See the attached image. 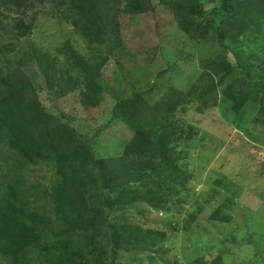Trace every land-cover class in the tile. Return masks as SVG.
<instances>
[{
    "label": "rangeland",
    "instance_id": "obj_1",
    "mask_svg": "<svg viewBox=\"0 0 264 264\" xmlns=\"http://www.w3.org/2000/svg\"><path fill=\"white\" fill-rule=\"evenodd\" d=\"M131 1L83 0L84 13H77L70 0H21L17 6L0 7V48H13L12 53L1 51L0 72H6L3 61L10 60L13 68L19 61L42 110L57 127L68 128L74 144L88 148L97 162L116 159L132 139L122 120L142 116L125 102L135 96L151 109L142 113L158 120L161 132L163 126L166 132L174 131L179 140L171 148L174 157H180L182 176L174 181L166 174L159 180L169 187L165 209L99 205L98 234L84 232L74 263L264 264V94L237 115L222 95L233 82L253 97L264 87V49L234 56L228 51L233 45L229 36L227 49L218 42L217 30L224 34L228 29L225 20L192 23L176 17L159 0H150L146 11L138 8L144 0L134 8ZM222 2L199 0L205 12ZM256 39L264 47V27L256 31ZM67 49L95 67L93 77L74 66ZM216 54L233 68L216 91L215 103L169 107L171 91L179 94L208 83L200 75ZM92 79L101 89L99 97L86 92ZM117 105L122 106L118 111ZM148 122L143 127L151 126ZM5 166L0 156V179L7 176ZM22 173L26 187L38 186L39 192L58 181L51 165H29ZM30 203L37 205L34 199ZM216 210L225 222L210 220ZM49 218L55 228L53 213ZM109 224L123 233L152 230L167 238L155 251L142 245L138 249L133 242L130 251L124 250L126 243L114 250ZM5 263L0 256V264Z\"/></svg>",
    "mask_w": 264,
    "mask_h": 264
},
{
    "label": "trees",
    "instance_id": "obj_2",
    "mask_svg": "<svg viewBox=\"0 0 264 264\" xmlns=\"http://www.w3.org/2000/svg\"><path fill=\"white\" fill-rule=\"evenodd\" d=\"M20 1L0 0V7L17 6ZM139 1L130 3L134 8ZM70 2L77 13L86 12L83 0ZM144 3H141L143 7L138 6L140 11L150 7V0H144ZM159 5L168 8L176 17H187L192 23L200 19L213 25L217 18L225 20L228 29L224 34L217 30L218 42L223 50L227 49L229 46L225 41L229 36L233 45L228 51L234 56L238 52L252 55L264 49L256 39V31L258 34L264 27V0H223L220 6L207 12L199 0H159ZM1 51L12 53L13 48L8 44L2 46ZM66 52L76 68L88 72L89 78L93 77L95 67L87 66L70 49ZM1 65L6 72H0V156L8 168L7 176L0 179V256L6 260L5 264H75L73 255L77 250L80 252L84 232L90 229L98 234L96 214L99 205L109 209L135 204L153 211L165 209L169 203V187L159 180L166 174L174 181L182 176L183 171L177 162L180 157L177 160L171 148L179 140L175 139L174 131L166 132L163 126L161 132L155 124L158 120L142 113L151 112L146 103L137 100L138 96L125 101L128 107L142 114L139 119L137 116L122 120L133 137L123 146L119 157L97 162L88 148L74 144V135L68 128L57 127L53 118L42 110L31 84L25 80L20 62H15V68L8 59ZM232 68L221 55L212 56L200 75L202 79H208V83L191 86L179 94L171 91L168 106L173 108L191 101L202 105L211 101L215 103L216 91L230 79ZM89 83L85 86L88 96L99 97L101 89L92 85L93 79ZM255 94L253 97L242 92L236 82L222 92L234 115L245 111L249 101H257V95L264 94V87L258 88ZM121 107L117 105L115 110ZM147 122L151 126L143 127ZM150 157L154 160L151 161ZM39 164L53 166L58 177L49 191L39 192L38 186L27 188L25 185L22 172L29 165ZM105 191L114 194V200L106 197ZM31 199L36 200L37 205L30 203ZM51 213L55 228L49 218ZM209 218L225 222L218 210ZM108 228L111 232L109 242L114 250L126 243L128 246L124 250L130 251L133 242L138 249L142 245L144 249L155 251L154 248L167 238L166 233L159 231L123 233L111 224Z\"/></svg>",
    "mask_w": 264,
    "mask_h": 264
}]
</instances>
